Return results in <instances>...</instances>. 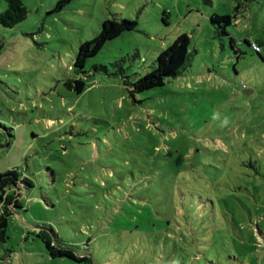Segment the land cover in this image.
<instances>
[{
    "label": "rangeland",
    "instance_id": "obj_1",
    "mask_svg": "<svg viewBox=\"0 0 264 264\" xmlns=\"http://www.w3.org/2000/svg\"><path fill=\"white\" fill-rule=\"evenodd\" d=\"M21 1L25 20L0 25V174L33 187L0 264H79L47 255L42 224L95 264H264V2ZM213 15L231 17L225 33ZM112 18L136 29L79 74V45ZM183 33L186 71L131 94ZM79 78L80 95L66 86Z\"/></svg>",
    "mask_w": 264,
    "mask_h": 264
},
{
    "label": "trees",
    "instance_id": "obj_2",
    "mask_svg": "<svg viewBox=\"0 0 264 264\" xmlns=\"http://www.w3.org/2000/svg\"><path fill=\"white\" fill-rule=\"evenodd\" d=\"M254 1L258 0H239L236 8L241 4L243 5L244 3H251ZM261 1L264 2V0ZM4 2L6 7L4 11L0 13V25L4 28L12 29L25 20L27 10L21 0H4ZM68 2H70V0H59L52 11L57 12L61 10ZM210 22L215 25L218 30L217 32L225 33L224 25L231 24V17L228 15H213L210 17ZM136 26L137 24L134 21L128 19L117 20L112 18L104 20L98 35L92 40L85 41L79 45L73 63L76 71L79 74L85 73L84 66L89 58L96 56L108 41L121 36L125 32L134 31ZM229 43L232 48L236 47L234 39L230 38ZM189 44L190 37L184 33L180 34L168 48L160 52L155 60V67L152 71L137 78L132 83L127 82L130 93L136 94L151 89L162 88L168 78L180 76L186 71L185 68L190 57ZM255 44L259 47L257 43ZM1 50L2 44L0 43V52ZM239 57L238 55V58ZM66 86L80 95L86 89V82L79 78L75 80L73 84L68 81ZM32 187V181L16 169H10L0 174V201L3 207L0 212V240L5 239L7 219L12 215V211L23 209V205L19 202L22 191ZM33 228L35 230L33 234L43 243L49 257L67 258L79 264H95L88 255H78L71 246L60 242L49 225H34Z\"/></svg>",
    "mask_w": 264,
    "mask_h": 264
},
{
    "label": "built area",
    "instance_id": "obj_3",
    "mask_svg": "<svg viewBox=\"0 0 264 264\" xmlns=\"http://www.w3.org/2000/svg\"><path fill=\"white\" fill-rule=\"evenodd\" d=\"M251 46L255 51H258L260 49L255 43H252Z\"/></svg>",
    "mask_w": 264,
    "mask_h": 264
}]
</instances>
